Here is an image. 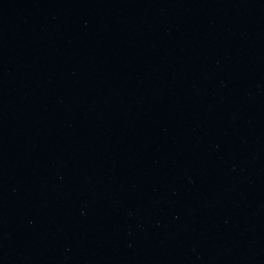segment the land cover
Masks as SVG:
<instances>
[{"label": "water", "instance_id": "obj_1", "mask_svg": "<svg viewBox=\"0 0 264 264\" xmlns=\"http://www.w3.org/2000/svg\"><path fill=\"white\" fill-rule=\"evenodd\" d=\"M0 264H264V0H0Z\"/></svg>", "mask_w": 264, "mask_h": 264}]
</instances>
